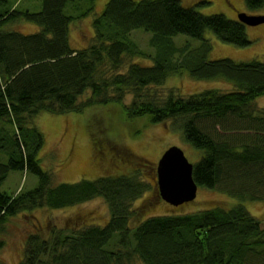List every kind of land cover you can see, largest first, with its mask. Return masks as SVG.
I'll list each match as a JSON object with an SVG mask.
<instances>
[{"label":"trees","instance_id":"1","mask_svg":"<svg viewBox=\"0 0 264 264\" xmlns=\"http://www.w3.org/2000/svg\"><path fill=\"white\" fill-rule=\"evenodd\" d=\"M74 1L41 0L37 12L15 7L0 13V154L7 157L0 162V187L11 171L37 178L29 190L0 192V232L19 213L65 208L97 197L105 201L108 219L69 232L54 230L50 239L31 232L17 264H132L134 259L142 264H264V220L243 204L139 219L133 204L153 190L143 176L151 168L143 158L138 159L143 171L52 184L51 173L39 165L44 137L34 118L40 112L120 104L128 117L148 114L151 122L167 123L202 151L192 170L198 187L264 203V107L255 110L252 104L264 96V62L206 59L211 49L206 31L243 47L250 43L245 25L223 14H202L180 0H108L92 20L91 42L73 48L69 26L91 10L77 14ZM244 3L250 10L264 6V0ZM19 20L36 24L38 30L23 34L2 27ZM134 30L151 34L152 55L131 40ZM178 34L202 43L196 49L176 46L172 37ZM138 57L152 64L139 65ZM183 71L198 80H227L233 88L187 96L170 91L164 97L148 91ZM87 91L89 97L79 101ZM129 94L132 100L126 105ZM231 130L245 132L232 135Z\"/></svg>","mask_w":264,"mask_h":264},{"label":"rangeland","instance_id":"2","mask_svg":"<svg viewBox=\"0 0 264 264\" xmlns=\"http://www.w3.org/2000/svg\"><path fill=\"white\" fill-rule=\"evenodd\" d=\"M108 0H75L76 13L81 14L88 8L87 16L80 18L69 26L71 46L83 48L93 37L92 20L100 14ZM181 4L192 7L205 14H223L229 19H237L239 12L247 14H263L264 6L247 9L244 0H180ZM206 2V3H202ZM202 3V4H201ZM37 12L41 8V0H6L0 2V13L7 8ZM71 2L65 7L69 13ZM4 29L23 34L33 33L38 26L24 20L4 24ZM249 44L238 47L224 43L210 31H206L204 39L211 45L206 55L207 60L228 58L234 62L258 60L264 62V23L245 25ZM151 34L142 30L131 32V40L138 48L148 54L154 49L148 43ZM176 46L188 45L190 49L198 48L202 40L184 34L172 37ZM135 63L149 66L152 60L147 57L135 58ZM233 84L224 79L192 78L187 71L170 75L162 86H150L148 91L156 95L166 96L170 91L187 96L205 89H218L227 92ZM90 95L87 91L79 101L86 100ZM132 95L124 98L127 105ZM253 104L255 110L264 107V96L257 97ZM150 115L128 117L120 104L93 105L85 107L81 112L53 114L40 112L34 118V125L43 134L44 144L38 154L39 165L52 175V184L73 183L81 179H96L104 175L132 173L145 169L138 159L150 163L149 171L143 172L145 179L153 185V190L136 200L133 207L139 210V219L149 215L168 213H187L215 206L228 208L235 204H243L249 213L257 219L264 220V203L258 201L240 200L231 197L219 189L198 187L194 200L173 206L162 200L157 191L155 179L156 163L161 154L172 145L179 146L188 161L196 163L202 151L183 141L181 133L170 130L167 123H153ZM245 131L231 130L232 135ZM227 135V134H226ZM142 160V159H141ZM140 160V161H141ZM7 157L0 154V162L6 163ZM37 185L35 175L23 171H11L0 187V192L9 195L17 191L29 190ZM108 219L105 201L100 198L82 202L59 209L38 208L30 212L19 213L10 218L0 232L4 245L0 248V264H17L23 255L26 235L36 232L42 239H50L52 231L69 232L88 225H103ZM136 221L132 222L134 225ZM132 264H142L134 259Z\"/></svg>","mask_w":264,"mask_h":264},{"label":"water","instance_id":"3","mask_svg":"<svg viewBox=\"0 0 264 264\" xmlns=\"http://www.w3.org/2000/svg\"><path fill=\"white\" fill-rule=\"evenodd\" d=\"M237 18L244 25L264 23L263 14L239 12ZM193 164L176 145L168 147L159 157L155 168V183L159 197L173 206L195 199L198 186L192 177Z\"/></svg>","mask_w":264,"mask_h":264}]
</instances>
